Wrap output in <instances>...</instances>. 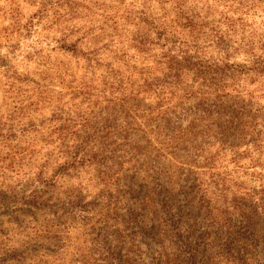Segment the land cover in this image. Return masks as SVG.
Returning a JSON list of instances; mask_svg holds the SVG:
<instances>
[{"label": "trees", "instance_id": "trees-1", "mask_svg": "<svg viewBox=\"0 0 264 264\" xmlns=\"http://www.w3.org/2000/svg\"><path fill=\"white\" fill-rule=\"evenodd\" d=\"M149 2L107 10L105 25L111 21L121 31L116 41L110 33L99 34L96 46L85 50L80 43L90 31L70 44L71 34L56 40L59 49L86 61L90 79L56 65L52 75L34 81L35 89L20 94L28 110L51 108L49 118L25 111L18 130L24 141L20 211L74 214V223L79 217L88 244L81 264H207L204 247L212 243L220 253V247L238 248L237 254L254 259V246L259 238L264 242V172L255 187H246L240 173L246 161L264 171V105L236 88L238 94L230 93V79L241 69L229 62L228 44L223 56L209 55L190 44L186 31L203 35L205 46L213 40L225 44V35L213 39L204 30L208 22L185 0ZM128 23L137 29L126 28ZM245 62L248 72L264 74V55L253 53ZM55 80L66 81L70 92L53 90ZM67 94L70 100L64 101ZM80 96L94 101L98 111L81 110L84 101L67 106ZM209 149L215 154L205 156ZM67 177L76 189L65 202L45 197L43 188ZM103 192L109 201L98 207ZM44 223L23 245L32 264H47L36 254L44 247L38 238L63 242L56 237L61 223ZM255 225L262 229L258 237ZM11 259L24 264L26 257Z\"/></svg>", "mask_w": 264, "mask_h": 264}, {"label": "rangeland", "instance_id": "rangeland-1", "mask_svg": "<svg viewBox=\"0 0 264 264\" xmlns=\"http://www.w3.org/2000/svg\"><path fill=\"white\" fill-rule=\"evenodd\" d=\"M136 1L138 4L147 2V5H150L149 0H0V264H16L17 259L16 262L13 261L12 256L15 258L24 256L26 257L24 264H32L30 257L22 253L23 245L31 241L35 230L42 228L40 225L45 224L44 218L58 220L61 223L56 237L59 236L64 243L59 240L50 242L38 238L37 243L44 247L38 248L36 254L47 264H81V253L85 252L88 244L82 242L79 217H76L74 223V214L67 217L66 214L60 213L59 217H56L53 211L42 212L34 208H27L25 212L20 211V208L23 209L20 189L24 182L20 158L24 141L20 139L18 130L26 119L23 118L25 111H31V116L38 118H42V114L49 118L51 111L50 107L28 110L27 103L20 94L35 89L34 81H39V78L47 74L52 75L53 71L50 68L56 65L69 68L77 79H90L92 74L86 61L80 56H72L59 49L60 43H56V40L65 34H71L68 41L70 44L90 31V35L80 43L85 50L96 46L95 37L99 34L110 33L109 38L116 41L115 34L121 31L113 30L111 21L105 25L107 10L132 7L131 4L137 3ZM184 4L202 16L199 18L200 21L208 22L209 26L204 30L213 39L216 38L213 37L215 34L226 36L225 44L218 45L217 40H213L211 46H205L203 35L193 32L190 37L186 31V38L190 44L195 42L199 47H203L206 53L217 57L225 54L222 47L228 44L229 62L238 65L236 71L241 69L230 79L229 83L233 86L229 87L230 93L238 94L233 89L236 88L247 100L252 94L253 102L264 105V74L248 72L250 66L247 61L245 62L253 53L264 55V0H185ZM152 5L160 6L157 3ZM170 5L171 3L168 7ZM94 26H105L106 32L91 30ZM125 27L136 30L138 26L128 23ZM144 27V24L140 25V28ZM123 33L125 34L124 31ZM116 45L117 43L113 50ZM106 53L113 56L107 51ZM95 74L98 76V72ZM62 83L61 80H55L51 88L64 93L70 92L66 81ZM68 94L64 101L70 100L71 94ZM81 101H84L82 105ZM71 103L74 106L80 105L81 110L85 112L98 111L97 106L94 107L96 105L94 101L89 103L81 96L70 101L67 106ZM189 103H192V100ZM145 104L150 105L151 102L146 101ZM212 154H215V150L209 149L205 156ZM243 164L241 181L246 180V187H255L259 179L258 173L264 171L259 166L254 165L253 168L249 161ZM228 167L230 170L234 169L233 165ZM53 168L45 172V175L50 176ZM83 174L85 178L89 177L86 173ZM73 189H76V182L67 177L58 179L53 187L43 188V192L47 198L65 202ZM99 193L98 190L94 194ZM92 198L93 196L89 197L87 201H91ZM98 200L100 202L98 207H106L109 201L108 193L100 194ZM66 220L74 224V227L64 228L68 226ZM254 230L256 237L262 232L258 225L254 226ZM56 244H60L61 247ZM220 248H223L222 253L217 243L204 247L203 256L207 264H264V242L260 238L259 246H254L258 254L254 259H249L246 253H243V256L237 254L238 248L234 251ZM11 250L17 251V255L10 253Z\"/></svg>", "mask_w": 264, "mask_h": 264}]
</instances>
